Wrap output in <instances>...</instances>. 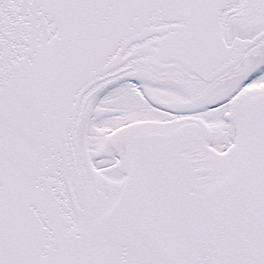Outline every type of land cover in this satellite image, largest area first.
Listing matches in <instances>:
<instances>
[{
	"label": "snow or ice",
	"instance_id": "6c2138e0",
	"mask_svg": "<svg viewBox=\"0 0 264 264\" xmlns=\"http://www.w3.org/2000/svg\"><path fill=\"white\" fill-rule=\"evenodd\" d=\"M0 264H264V0H0Z\"/></svg>",
	"mask_w": 264,
	"mask_h": 264
}]
</instances>
